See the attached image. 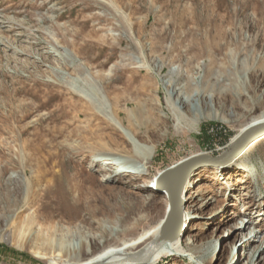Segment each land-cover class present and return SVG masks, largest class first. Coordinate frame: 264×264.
<instances>
[{
    "label": "rangeland",
    "instance_id": "374dc122",
    "mask_svg": "<svg viewBox=\"0 0 264 264\" xmlns=\"http://www.w3.org/2000/svg\"><path fill=\"white\" fill-rule=\"evenodd\" d=\"M262 116L264 0H0V264H85L146 236L168 199L142 186ZM225 168L193 179L183 246L264 264V138ZM21 227L39 256L12 245Z\"/></svg>",
    "mask_w": 264,
    "mask_h": 264
},
{
    "label": "bare ground",
    "instance_id": "6f19581e",
    "mask_svg": "<svg viewBox=\"0 0 264 264\" xmlns=\"http://www.w3.org/2000/svg\"><path fill=\"white\" fill-rule=\"evenodd\" d=\"M172 94H174L173 91H172ZM191 100H192V97H184V98L181 99V101L184 104H189L191 102ZM193 112L198 113L201 118L204 115L203 111H201L200 106H199L198 103H194ZM81 115H82L81 113H78V117H81ZM262 122H264V116H262L260 118H257V119H254L252 124H258V123H262ZM249 125H251V124H249ZM242 131H240V132H242ZM60 134H62V133H59V135ZM236 136H238V135H236ZM236 136L234 137V139L236 138ZM255 143H253V144H255ZM253 144L250 145L238 158H241L245 153H247V151L253 146ZM142 157L144 159L143 160L144 163L151 161V159L153 158L152 154H150L149 152H144ZM112 159L113 158H107V160H112ZM93 160L97 161V156H94ZM235 161L232 163V165H235ZM174 167H172V168H170L168 170H171ZM242 167H243L242 169L244 170V172H247L250 175H253L255 173V171L253 170V168L249 164H243ZM132 169H133L132 174H134L136 176H142L143 175V170H142V168L140 167L139 164L138 165L134 164L132 166ZM202 169H204V168H202ZM202 169H199L187 181V183L185 185V188H184V191L182 193V197H183V199L185 201L184 206H183V230H182V234L180 235L179 238H177L175 240H169L164 245H162V247L154 254V256L152 257V259L150 260V262L148 264H158L163 259L171 257V256L188 257V258H190L191 261H193L194 264H201V262H202L201 260L205 261V259L209 255V252H210L209 249H204V250L201 249L199 252L190 253L189 254L188 250H186L185 247L183 246L184 244H183V240H182L183 235L186 234V232L190 229V226H191V223H192V220H193V217L191 216V214L187 210V204H188V199H189V196H188L189 195V191L193 187V179H195L197 174ZM222 169H226V168L225 167L224 168H213V170H214L213 172H215L218 175L219 174L221 175V173H222L221 170ZM166 171L167 170H165L163 173H158L155 176V180L152 183H150L148 185H143L142 188L150 189V190H153L155 192L159 191L158 184H159L160 181L163 180L164 174H165ZM168 210H169V204H168ZM167 213H168V211H167ZM167 213H166V216H165L164 220L158 226H156L151 232L147 233L146 236H142V237L136 239L135 241H133L131 243H126L122 248H120V247H109V248H105L103 251H101L98 254H90L87 251V249L85 248L84 252H85V254L87 256H89V259L87 260L88 262H86L85 264H108V263L118 262V261L123 260V259H128V258L139 256L140 253L142 252V250H139V251H136V252H132L133 249L136 246H138L139 244L145 242L147 237L150 236V235L154 236L153 240L156 239V237L161 232V227H162V225H163V223H164V221H165V219L167 217ZM32 224H33V221H29L28 226L32 225ZM256 224H257V222H256ZM248 225H249V222L242 223V224L238 225L237 228L240 229V230L241 229L245 230V229L248 228ZM26 227H27V225H26ZM40 234L35 239H32V238H29V236H27V234H26V232L24 230V227L17 228L15 230L13 236H12L11 243H12V245L15 248H17L19 250H28L29 252L32 253V255L39 256V252L33 250L32 247H33V243L34 242L42 240V237L40 236ZM255 237H257V234L255 236L253 234H251L250 236H247V238H249V239H247L246 242L251 241ZM153 240L149 241L147 244H149ZM35 245H37V244H35ZM63 264H76V263H71L70 261H65Z\"/></svg>",
    "mask_w": 264,
    "mask_h": 264
},
{
    "label": "water",
    "instance_id": "95a60500",
    "mask_svg": "<svg viewBox=\"0 0 264 264\" xmlns=\"http://www.w3.org/2000/svg\"><path fill=\"white\" fill-rule=\"evenodd\" d=\"M264 138V122L247 126L226 149L218 156L199 154L185 160L173 169L167 170L159 182V192L166 194L169 204L167 217L161 232L155 240L147 244L139 256L108 264H148L154 254L169 240L180 237L183 230L182 193L187 181L202 168H223L231 165L250 145Z\"/></svg>",
    "mask_w": 264,
    "mask_h": 264
}]
</instances>
